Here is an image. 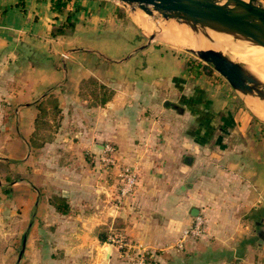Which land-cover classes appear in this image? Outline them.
Wrapping results in <instances>:
<instances>
[{"label":"crops","instance_id":"crops-1","mask_svg":"<svg viewBox=\"0 0 264 264\" xmlns=\"http://www.w3.org/2000/svg\"><path fill=\"white\" fill-rule=\"evenodd\" d=\"M70 11L75 29L53 37ZM127 14L122 3L111 0H72L64 14L53 10L52 0H0V99L4 96L6 103L0 109V166L20 161L28 178V139L39 113L36 103L54 91L62 127L45 151L64 147L61 155L74 159L85 153L90 160L80 163L83 170L72 166L68 176L62 170L59 185L72 221L80 225V248L99 255L95 231L122 217L123 234L135 246L155 256L160 253L162 264H264V164L259 157L253 159L257 155L251 149L238 145L243 135L213 137L217 102L194 96L202 89L200 80L195 79L198 85L192 89L194 75L179 58L147 52L126 58L134 42L122 57L106 54L107 41L123 38L116 34L127 23L129 31L134 23L144 30L137 21L143 17ZM168 58L176 69L162 71ZM89 77L114 91L105 106L90 108L78 96L81 80ZM205 103L215 115L207 130L200 121ZM64 135H76L80 141L70 149ZM107 144L115 147L120 164L138 173L135 194L122 208L115 206L114 170H106L100 160L103 152L98 153ZM20 183L30 185H15ZM3 187L0 182V193ZM38 205L34 203L31 213L24 208V220ZM194 209L205 218L208 233L179 250ZM3 215L0 212V221ZM2 231L0 227V264H24L28 245L21 260H15L14 247L7 243L10 237Z\"/></svg>","mask_w":264,"mask_h":264},{"label":"rangeland","instance_id":"rangeland-1","mask_svg":"<svg viewBox=\"0 0 264 264\" xmlns=\"http://www.w3.org/2000/svg\"><path fill=\"white\" fill-rule=\"evenodd\" d=\"M256 1L258 4L264 6V0ZM126 8L128 9L127 15L133 18L138 16L143 17L144 19L139 18L137 20L138 23L141 26V22H145V26L150 27L152 31L149 30L151 31L149 32L145 27L141 26L144 31L135 23L132 26L133 28L130 27L133 30L129 31L127 29V23L123 27L124 31L122 32V29L116 34L123 38L107 41L105 46L108 51L106 54L114 58L122 57L126 50L131 49L134 42L136 47L132 53L139 50L142 46L147 45L145 49L139 50L137 53H157L158 56H166L168 54L172 57L179 58L185 66L187 65L190 74L194 75V80L189 81L192 89H195L197 87L196 85H198L195 79L200 80L201 86L198 87H202V89L199 88L198 94L194 96L199 100L203 99L207 103L209 101L213 102V100L217 102L214 105V111L219 112L217 113L219 119L216 118L215 120L212 132L214 134L213 137L216 139L218 135H243L241 136L242 141H237L238 145L251 149V153L257 155L253 159L259 157V161L264 164V122L257 119L250 112L244 101L219 73L189 53L187 49L190 47H185L175 40L176 35L169 30L168 25L181 24L173 20L167 21L163 17H151L141 10L133 12L129 6ZM190 32L192 33L191 30ZM163 33H169L175 41H169L163 36ZM151 38L153 40L149 44ZM222 38L228 37L222 36ZM92 43V46L95 48L100 47L98 43ZM242 52L245 53L248 51ZM232 53L234 54L235 52L232 51ZM68 55L69 52L62 54L64 59ZM155 57L157 58V56ZM168 59L164 62L163 67L160 65V62H156V67H162V71L164 70L166 72L176 69V62H173L171 58ZM206 68L210 70V73ZM49 94V102L50 99H58L54 91ZM1 97L3 100L0 99V109L4 110V105L6 104L4 101L5 97ZM175 100L179 101V99ZM247 101L250 106L255 103L264 105L259 100ZM187 102L190 103L192 100H188ZM50 103H48L44 118L45 123H49L50 126L45 125V127H41L39 129L41 135H37L39 143L45 139H48L49 142L43 147L32 148L30 143L35 135H29L30 152L27 159L29 160L28 178L26 166H22L20 161L13 159L11 163L0 166V182L5 186L0 193V212L5 215L1 216L3 219L0 221L2 222L0 223V227L4 229L2 231L3 234L8 238L10 237L7 243H11L14 247V259L19 261L23 247V237L26 236L29 253L24 257V264H140L143 255L147 259H155L162 264L159 257L160 253H156L155 256L152 252L135 246L127 235L123 234V230L126 228L124 218L123 223L125 227L123 230L115 228L114 221H110L111 223H108V225L101 226L108 228V234L105 243H102L98 239L100 241L99 246L102 248L99 255L96 252L79 247L84 240L81 238L80 230H77L80 225H76L72 221V212L68 215L58 213L50 204V200L54 195L61 197L65 195L59 187L62 183L63 172L61 171L63 170L64 174L68 176V169L73 170L72 166H76L75 168L81 167V170H83V166H80V163L90 162L89 155L85 153L79 154V156L71 159L70 155L64 156L60 154V151L65 152L64 147H59L57 150L50 149V151H45L47 146L52 145L58 139L60 135L55 134L62 127V116L55 115L54 102L52 101ZM204 110L209 113L211 112L207 104L204 106ZM222 115H226L228 118L226 116L221 118ZM224 118H226V122H223ZM64 136L69 138L70 141L66 140L63 143L69 144L70 149H73L80 141L76 135ZM215 139L212 140V145H215ZM229 147H232V145L229 144ZM21 181H26L32 186H25L22 183L15 185L16 182ZM33 188L38 189L39 194ZM36 200L39 205L34 209L33 214H30L28 219L24 220L22 215L24 214V208L27 207L31 213L34 203L37 202ZM98 229L95 231L94 237H98ZM120 239L124 241L123 246H120L118 243ZM83 245L86 247L85 244Z\"/></svg>","mask_w":264,"mask_h":264},{"label":"water","instance_id":"water-1","mask_svg":"<svg viewBox=\"0 0 264 264\" xmlns=\"http://www.w3.org/2000/svg\"><path fill=\"white\" fill-rule=\"evenodd\" d=\"M129 6L133 12L141 10L147 15L165 20L176 21L192 31L196 40L204 38L212 48L187 51L199 60L211 66L233 88L244 101L250 112L260 121L249 107L247 100L264 103V81L248 66L236 58L231 45L224 46L212 33L228 37L232 41L249 43L252 47L264 50V6L256 0H111ZM153 38L150 39V42ZM147 45L139 50L145 49ZM139 50L128 55L129 58ZM104 147H99L103 152ZM193 217L199 216V210L192 211ZM262 235V232L260 233ZM24 238L19 261L26 248Z\"/></svg>","mask_w":264,"mask_h":264},{"label":"trees","instance_id":"trees-1","mask_svg":"<svg viewBox=\"0 0 264 264\" xmlns=\"http://www.w3.org/2000/svg\"><path fill=\"white\" fill-rule=\"evenodd\" d=\"M71 1L72 0H52L53 10L60 14H64L69 9L71 5ZM74 18H75L74 14L70 11L67 16L66 24L60 27H56L52 31V36L59 37V36L65 35L68 30L73 31L76 26V22ZM206 70L210 73V70L208 68H206ZM49 96L50 94H48L44 99L36 103V107L38 108L39 113L34 122V132L32 135H35V136L31 140V143H30L32 148L43 147L47 142H49L48 139H45L44 141L39 143L38 137H37V135H41L39 132V129H41V127H45V125L50 126L49 123H45L44 121L48 103L50 102L52 103L53 101L54 102L53 106L55 107L54 108L55 115H59V117L61 116V109L59 108V100L50 99V102H49L48 100V98H50ZM78 96L81 99L86 100L90 108L103 107L112 100L114 96V91L110 89L109 87H107L106 85L102 84L97 78L89 77V78H85L81 80L79 84ZM214 116H215L214 112L211 110L210 113L205 112V114L200 119L201 126H203L205 130H207L210 124H212V121L215 120ZM225 116L226 115H222L221 118ZM223 122H226V118H224ZM50 204L56 209L58 213L62 215H68L70 213V205L68 204L67 200L59 195H54L50 200ZM114 227L118 229H122V230L124 229L125 224L123 223L122 217H119L114 220ZM107 234H108L107 227H101L98 229V239L102 243L106 242Z\"/></svg>","mask_w":264,"mask_h":264},{"label":"built area","instance_id":"built-area-1","mask_svg":"<svg viewBox=\"0 0 264 264\" xmlns=\"http://www.w3.org/2000/svg\"><path fill=\"white\" fill-rule=\"evenodd\" d=\"M101 163L105 166L106 170H114L115 178L118 183L117 192L115 195V206L122 208L126 205L127 201L135 194L138 185V173L136 169L130 165L120 164L116 157V149L113 145L107 144L104 146V151L101 155ZM208 233V226L206 220L202 216L195 217L193 222L185 228L178 241L177 248L183 250L185 245L191 239H200ZM120 246L124 245L122 239L118 240ZM140 264H160L155 259H147L143 255Z\"/></svg>","mask_w":264,"mask_h":264},{"label":"bare ground","instance_id":"bare-ground-1","mask_svg":"<svg viewBox=\"0 0 264 264\" xmlns=\"http://www.w3.org/2000/svg\"><path fill=\"white\" fill-rule=\"evenodd\" d=\"M145 22H141V26L145 27L147 31L151 30L150 27L145 26ZM169 30L176 35V41L183 44L185 47L193 49H209L211 45L204 39L200 38L196 40L190 30L182 25H168ZM152 31V30H151ZM149 31V32H151ZM159 36V35H158ZM163 36L169 41L174 40L169 33H163ZM212 36L220 41H223L224 46H232L234 48V56L245 63L250 70L258 75L264 81V50L260 48L252 47L249 43L232 41L230 38H222V36L212 33ZM175 38V37H174ZM174 40V41H175ZM242 51H248L243 53ZM256 51V52H250ZM250 109L253 113L264 120V105L258 103L252 104Z\"/></svg>","mask_w":264,"mask_h":264}]
</instances>
